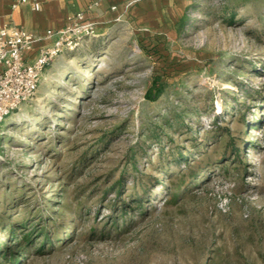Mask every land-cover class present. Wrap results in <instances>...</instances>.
I'll list each match as a JSON object with an SVG mask.
<instances>
[{
	"label": "rangeland",
	"instance_id": "obj_1",
	"mask_svg": "<svg viewBox=\"0 0 264 264\" xmlns=\"http://www.w3.org/2000/svg\"><path fill=\"white\" fill-rule=\"evenodd\" d=\"M173 7L179 21L64 52L3 123L0 211H72L57 220L73 224L63 243L24 264H264V0ZM188 168L206 172L166 206ZM143 189L144 213L114 230L111 202Z\"/></svg>",
	"mask_w": 264,
	"mask_h": 264
},
{
	"label": "built area",
	"instance_id": "obj_2",
	"mask_svg": "<svg viewBox=\"0 0 264 264\" xmlns=\"http://www.w3.org/2000/svg\"><path fill=\"white\" fill-rule=\"evenodd\" d=\"M30 5L40 11V0H15L13 7ZM57 34V39L48 47H41L37 55L36 45L42 37L25 29L0 24V129L5 120L20 107L33 100L39 90L47 66L67 51L80 48L86 39L97 36L96 27L87 22L85 15L68 18V24L57 33L48 31L46 36Z\"/></svg>",
	"mask_w": 264,
	"mask_h": 264
},
{
	"label": "crops",
	"instance_id": "obj_3",
	"mask_svg": "<svg viewBox=\"0 0 264 264\" xmlns=\"http://www.w3.org/2000/svg\"><path fill=\"white\" fill-rule=\"evenodd\" d=\"M14 2L0 0V24L16 26L42 37L31 59L39 48L48 47L57 39V34L47 37L48 31L57 33L67 26L69 17L79 13L84 14L97 31L96 37L86 39L83 44L103 40L126 23L159 22L160 17L165 22L180 20L174 12L173 0H40V11L28 4L14 8ZM164 5L167 10L163 9Z\"/></svg>",
	"mask_w": 264,
	"mask_h": 264
},
{
	"label": "trees",
	"instance_id": "obj_4",
	"mask_svg": "<svg viewBox=\"0 0 264 264\" xmlns=\"http://www.w3.org/2000/svg\"><path fill=\"white\" fill-rule=\"evenodd\" d=\"M153 89L148 95L151 98L152 96L157 98L163 92V87L161 84L159 85L158 80L154 82ZM232 148H234L233 152H235V156H239L238 150L233 145ZM182 158L183 156L178 160V164L180 165L182 162L187 164L186 157L185 159ZM222 161H224V158ZM228 169L229 167H224L225 171H228ZM170 172L171 170H167V173ZM205 172L206 170L197 172L190 168L183 170L179 184L172 182L171 187L169 186L165 205H177L181 198V193L195 187ZM148 192V189H143L140 194L132 195L131 203L128 202L129 200L121 199L120 195L111 202L108 220L114 224V230H122L127 224L126 218L129 211L133 210L144 213V198L142 196L148 194ZM6 203L8 204V201ZM130 204H134L136 207L131 209L133 205ZM20 210L24 213L23 218L13 220L10 214L13 211L11 208L7 209L5 207L3 212L0 211V226L7 225L6 230L10 231L11 238L7 242L0 241V264H24L25 259L44 254L47 246L51 244L53 236L57 238L59 244L63 243L65 240L64 234H67L73 227L71 223L68 227L62 228L57 223L58 219H64L68 213L72 212L68 204L62 205L59 209L52 212L42 208L35 210L21 208Z\"/></svg>",
	"mask_w": 264,
	"mask_h": 264
}]
</instances>
